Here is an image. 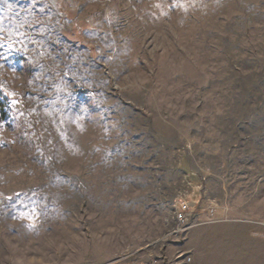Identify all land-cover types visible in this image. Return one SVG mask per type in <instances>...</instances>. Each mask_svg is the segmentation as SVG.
I'll list each match as a JSON object with an SVG mask.
<instances>
[{"label": "rangeland", "instance_id": "rangeland-1", "mask_svg": "<svg viewBox=\"0 0 264 264\" xmlns=\"http://www.w3.org/2000/svg\"><path fill=\"white\" fill-rule=\"evenodd\" d=\"M122 255L264 264V0H0V264Z\"/></svg>", "mask_w": 264, "mask_h": 264}, {"label": "built area", "instance_id": "built-area-1", "mask_svg": "<svg viewBox=\"0 0 264 264\" xmlns=\"http://www.w3.org/2000/svg\"><path fill=\"white\" fill-rule=\"evenodd\" d=\"M191 203L186 201V200H182V201H178L175 203V210H174V217L176 220H178L179 222H185L187 221V219H189V217L192 214V207H191ZM156 262V260H152L148 263H144V264H154ZM105 264H134V262L130 261L129 259H127L126 255H122V256H118L117 258L105 263Z\"/></svg>", "mask_w": 264, "mask_h": 264}, {"label": "trees", "instance_id": "trees-1", "mask_svg": "<svg viewBox=\"0 0 264 264\" xmlns=\"http://www.w3.org/2000/svg\"><path fill=\"white\" fill-rule=\"evenodd\" d=\"M251 82V81H250ZM254 84V83H253ZM252 84V85H253ZM256 85V84H255ZM256 87V86H255ZM256 103H259L261 102V99L259 98V96H256V100H255ZM4 116V113L2 114Z\"/></svg>", "mask_w": 264, "mask_h": 264}]
</instances>
